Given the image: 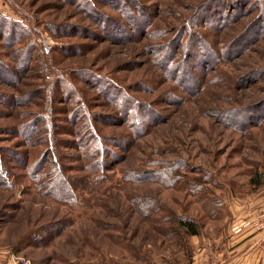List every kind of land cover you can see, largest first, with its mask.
Instances as JSON below:
<instances>
[{
	"label": "rangeland",
	"instance_id": "1",
	"mask_svg": "<svg viewBox=\"0 0 264 264\" xmlns=\"http://www.w3.org/2000/svg\"><path fill=\"white\" fill-rule=\"evenodd\" d=\"M88 1L126 25L127 0ZM137 1L149 18L147 25L140 20L142 32L126 25L140 38L128 44L97 39L95 34L105 33L86 14L82 0H0V15L21 21L34 36L24 45L6 48L0 43L2 58L18 75L21 55L16 50L30 42L39 48L35 56L42 53L47 80L66 76L78 89L96 95L91 107L105 116L102 120H120L119 111L78 79L83 70L116 77L120 89L155 110L154 118L142 117L149 126L138 137L133 125L119 120L112 127L99 124L112 153L101 167L102 157L92 155L79 139L69 106L64 99L57 101L60 86L54 90L56 103L47 104L50 80L45 72L25 73V85L19 87L0 79V95L19 96L23 103L32 89L40 96L15 113L0 104L7 116L14 114L0 119V154L14 180L12 186L0 187V264H201L200 248L206 237L217 235L220 224H229L243 211L264 209V120L258 123L264 104V23L258 33L236 40L264 17V0H245L243 16L235 14L234 0H223L222 7H230V23L199 30L214 57L208 52L210 57L203 53L179 63L174 75L158 61L170 52L177 62L188 60L189 40L182 35L174 44L172 37L177 38V31L188 36L199 7H217L221 0ZM69 26L84 29L82 35L68 33ZM235 42L238 51L232 49ZM37 113L51 122L52 131L45 129L29 141L17 137V127ZM244 113L249 121L236 117ZM55 134L61 141L56 142L59 153L47 143ZM36 162H45L48 169ZM172 167L182 179L170 187L163 170ZM59 169L78 203L58 201L48 193ZM152 171L160 172L157 179H150ZM196 185L199 193L193 192ZM214 201L220 203L219 218L210 220L205 209ZM181 216L201 221L200 233L188 236L178 226Z\"/></svg>",
	"mask_w": 264,
	"mask_h": 264
},
{
	"label": "trees",
	"instance_id": "2",
	"mask_svg": "<svg viewBox=\"0 0 264 264\" xmlns=\"http://www.w3.org/2000/svg\"><path fill=\"white\" fill-rule=\"evenodd\" d=\"M76 1V0H74ZM113 1V0H110ZM218 1V0H217ZM222 1V2H221ZM218 1V5L216 4L217 7H213L211 5H202L198 9V14L195 16L196 19V27L195 29L191 30L186 36V34L183 33V31H177L176 34H178L177 38L174 39V36L172 37V41L175 44L176 42L178 43V40L180 39V36L182 38H186L189 40V43L186 44L188 48V60H186V57H184V61L177 62L178 60H174L171 58L169 55L170 53H164L160 60L158 61V64L162 66L166 70V72L169 74V72L172 70V74H175V70L179 67V63H188L190 59H197V57L200 55L205 54V56L210 57V54L213 55V52L210 50L206 44V40L204 37V34L200 33L199 30L204 28V29H218L221 26L228 25L229 22V14L228 12L230 11V7H222L224 5V1L221 0ZM83 4V9L86 11L85 13L89 15L90 19H94L97 23L100 24L99 29L105 33V36L102 35H97L95 34V37L97 39H103L102 42H107L108 39L110 41H118L122 43H133L136 41V36L134 33H131L129 31V28L127 27H132V30L135 28H138L139 30L144 26V24L147 23L148 21V14L145 12L143 9L139 6V2L137 0H127L125 3L126 10L124 11V18L126 19V25H124L123 18L118 19L115 16L109 15L105 12H101L99 9L93 6L92 2L88 0H82ZM245 4V0H234L233 1V7H234V12L236 15L243 14V5ZM221 6V7H220ZM138 9V10H137ZM89 13H88V11ZM122 12V11H121ZM141 16L139 17L138 16ZM243 16V15H242ZM140 20H145L143 26L140 25ZM232 21H234V16H232ZM231 21V22H232ZM264 23V17H260L253 21L251 24V27L246 31V33H241L237 37V41L242 40V35L244 34L246 37V34L251 33L253 30H256L258 33V26L260 27L261 24ZM256 28L253 29L252 27L256 25ZM147 25V24H146ZM219 25V26H218ZM214 27V28H213ZM68 33L73 34V35H82V31L84 29H81L78 26H69L67 27ZM252 28V29H251ZM61 29V28H58ZM143 29L140 30L142 32ZM182 30V29H181ZM56 31L55 28L51 30ZM67 33V34H68ZM90 36L94 35L93 32H89ZM243 35V36H244ZM189 37V38H188ZM34 36H32L31 30L24 25L21 21L9 18L7 16L0 15V43H3L7 47H10V45H18V44H25V40L32 41ZM235 40V41H236ZM24 43V44H23ZM30 42H28L25 46L19 48V50H16V53L20 54L21 57L18 60L17 68L19 70V75L18 72H15L5 62V60L2 58V55L0 54V79L5 81L8 85H17L22 86L24 81H21V77L25 78L26 76H23L25 73L29 71H34L39 73L41 76L43 72H45V80L50 78L48 68L46 67V64L43 62V56L41 51L38 52L39 54L35 56V52L39 50L37 46H30ZM33 43V42H32ZM170 43V41H169ZM197 44L200 48V50H197ZM185 45V46H186ZM235 46H232V49L235 51H238L240 48H238L239 44L238 42H235ZM68 50H71V48H68ZM208 52H211L210 54ZM163 51L161 49V52L159 54H162ZM174 55V54H173ZM173 57V56H172ZM202 57V56H201ZM214 57V55H213ZM41 58V62H40ZM160 66V67H161ZM170 70V71H169ZM185 71V70H184ZM82 72V71H80ZM35 73L34 75H36ZM48 74V75H47ZM33 75V74H32ZM33 75V76H34ZM49 76V77H47ZM68 77V75H67ZM69 77L66 79V76L61 78L60 75L56 76L55 79L50 80V86L48 90V100L47 104H50L51 102L56 103V99L53 96L54 95V90L57 89L58 86H60L59 89V94L58 99H64L66 105H68V112L70 113L69 119L73 120L76 125H79V139H82V141H86L85 144L87 145L88 151H92V155H95V157L100 156L102 159L101 162L105 159H107V155L109 157L110 150L108 149V146L106 145V137L102 135V130H100V123H103L104 125L107 126H113V124L121 121V123L128 124V125H133V132L134 136L138 137V135H143L148 131V126L149 124H145L144 121H142V117H146L147 119L151 117L154 118L155 110L153 108L148 107L147 103H141L139 101L134 100L124 89H120V86L118 84L121 83L119 79L116 77L112 78H106L100 76L97 72L92 71V70H83L82 74H79L78 79H80L83 83L88 84L90 83L94 88V91H97L100 95H102V98L107 100L117 111H119L120 114V120L119 118H114L113 120H102L105 116L99 115L98 113L94 112V107H91L92 104V98L93 101L96 98V95H90L88 91L83 90V89H78L75 84H73L70 80ZM25 85V84H24ZM24 94V93H23ZM39 93L34 92L33 89L26 92L24 95H26L27 101L32 99L40 98L38 95ZM19 99H22L19 96L16 95H0V104L3 105L6 109H8L10 112L13 111L12 113H15V110L17 107L24 106L27 101L20 102ZM22 101V100H21ZM47 108V107H46ZM48 109V108H47ZM49 111V109H48ZM47 111V113H48ZM260 112H263L261 116L258 117V123L263 122L264 120V104L261 105L260 109L258 110ZM67 112V113H68ZM236 111H232V114ZM241 112H246L244 110H241ZM256 112V111H255ZM58 113V112H57ZM66 113V112H65ZM66 113V114H67ZM240 112L237 111L235 113L236 115L239 114ZM144 114V115H143ZM231 114V115H232ZM246 113L239 117L240 119H243L244 121H249L250 117H244ZM8 114H5L3 110H0V119L1 118H9L12 117L14 114H11V116H7ZM253 115V114H251ZM235 116V115H234ZM33 120L28 122L27 124H24L23 126H18L17 129L15 130V133L17 137H22L24 140L29 141V139L33 140L34 137L42 132L45 131V129L48 131L51 130V122H48L47 118H43L41 115L38 113L33 116ZM107 119V118H106ZM110 119V118H108ZM140 119V120H139ZM116 120V121H115ZM119 120V121H117ZM241 125V124H240ZM54 133V132H53ZM54 135V134H53ZM82 135V136H81ZM57 139V140H56ZM56 142H61L58 140V138L55 136H52L50 140H47V143L51 146L52 151H54L56 148V153H59L58 146H56ZM55 152V151H54ZM53 153V152H52ZM22 155H16V157L21 160ZM51 156V155H50ZM14 157V156H13ZM55 159H57V155L55 156ZM50 158L51 164H54L53 158ZM104 162L100 165L101 167H106V165H103ZM40 164L41 166L43 165V169H48L46 168L45 162H36V165ZM57 165V164H56ZM56 168H61V165H58ZM55 168V169H56ZM59 171L56 173L54 171L55 176L53 175V179H51L50 185L51 190L48 192L50 195L53 196L58 201H65L73 203H78L79 200L77 199L74 190L72 189V184L70 181L66 178V176L63 174L64 171ZM177 168H169L166 170H163V175L164 178L166 179V185L173 187L174 185H177L181 181V176L178 173V171H175ZM54 170V166L52 168V171ZM40 172V171H39ZM150 174H154L151 176L150 179H157L158 173L160 172H149ZM145 175V174H141ZM148 175V174H147ZM12 176H10L9 172L5 169L4 167V162L2 159V154H0V187H9L12 186L14 183V180H12ZM200 186L196 185L194 186V193H199L200 192ZM75 195V196H74ZM51 196V197H52ZM219 202L212 203L210 206H208L205 211L207 213V216L210 220H217L219 218L218 215V209H219ZM178 226L183 229L188 236H195L200 233L202 226L201 221L191 218L188 216H181L178 218Z\"/></svg>",
	"mask_w": 264,
	"mask_h": 264
},
{
	"label": "crops",
	"instance_id": "3",
	"mask_svg": "<svg viewBox=\"0 0 264 264\" xmlns=\"http://www.w3.org/2000/svg\"><path fill=\"white\" fill-rule=\"evenodd\" d=\"M255 213L243 211L229 224H220L217 235L206 237L198 255L201 264H264V233L253 227Z\"/></svg>",
	"mask_w": 264,
	"mask_h": 264
},
{
	"label": "built area",
	"instance_id": "4",
	"mask_svg": "<svg viewBox=\"0 0 264 264\" xmlns=\"http://www.w3.org/2000/svg\"><path fill=\"white\" fill-rule=\"evenodd\" d=\"M252 224L256 230L264 233V209L254 215Z\"/></svg>",
	"mask_w": 264,
	"mask_h": 264
}]
</instances>
